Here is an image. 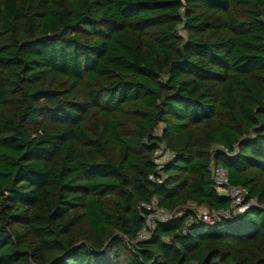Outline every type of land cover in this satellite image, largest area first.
<instances>
[{"label":"trees","instance_id":"obj_1","mask_svg":"<svg viewBox=\"0 0 264 264\" xmlns=\"http://www.w3.org/2000/svg\"><path fill=\"white\" fill-rule=\"evenodd\" d=\"M0 264H264V0H0Z\"/></svg>","mask_w":264,"mask_h":264},{"label":"built area","instance_id":"obj_2","mask_svg":"<svg viewBox=\"0 0 264 264\" xmlns=\"http://www.w3.org/2000/svg\"><path fill=\"white\" fill-rule=\"evenodd\" d=\"M159 153H161V155L168 154V159L171 157L169 153H163L162 151H159ZM211 169L213 173L214 188L216 192L221 196L229 198L231 200V206L228 210L224 211L210 210L206 208V211L200 214L196 213V216L200 221H203L204 223H207L209 225H214L221 219L236 217L246 212L251 206H257V203L255 201H252L251 203H248L246 201L247 193L243 188L231 185L229 172L227 169L220 166H212ZM142 207L150 211L147 227H145L140 234V240H146L150 237L151 231L155 228L157 221L167 222L173 218L174 214L159 209L156 199H154L151 204L143 205ZM155 215L156 218L153 219Z\"/></svg>","mask_w":264,"mask_h":264},{"label":"rangeland","instance_id":"obj_3","mask_svg":"<svg viewBox=\"0 0 264 264\" xmlns=\"http://www.w3.org/2000/svg\"><path fill=\"white\" fill-rule=\"evenodd\" d=\"M156 160H157V163H159V164L164 163L165 161L168 160V154L161 155V153H158ZM187 209H189L191 211H194L195 213H198V214H200V213H202V212L207 210L206 208H198L195 205H190L189 207H187ZM154 218H156V215L153 217V219Z\"/></svg>","mask_w":264,"mask_h":264}]
</instances>
